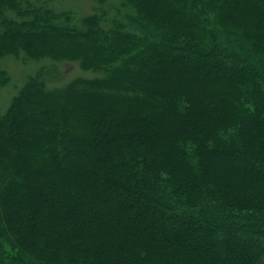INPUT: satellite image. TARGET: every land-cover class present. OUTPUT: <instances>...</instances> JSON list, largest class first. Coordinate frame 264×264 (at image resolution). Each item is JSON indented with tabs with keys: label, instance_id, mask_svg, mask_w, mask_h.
<instances>
[{
	"label": "trees",
	"instance_id": "1",
	"mask_svg": "<svg viewBox=\"0 0 264 264\" xmlns=\"http://www.w3.org/2000/svg\"><path fill=\"white\" fill-rule=\"evenodd\" d=\"M52 1L0 0V88L91 76L0 113V264H264V0Z\"/></svg>",
	"mask_w": 264,
	"mask_h": 264
},
{
	"label": "rangeland",
	"instance_id": "2",
	"mask_svg": "<svg viewBox=\"0 0 264 264\" xmlns=\"http://www.w3.org/2000/svg\"><path fill=\"white\" fill-rule=\"evenodd\" d=\"M51 1V0H50ZM98 0H53L54 7L59 10H69L77 13V16H84L89 13L101 10L98 6ZM123 0H110V3H119ZM134 11V8H132ZM66 23L63 20V23ZM4 66L8 70L11 77L9 82L0 88V113H3L10 106L13 97L19 92L21 87L26 83L28 77L40 69L41 65L46 66L44 78L49 88L62 86L70 80L77 77H90V72L84 70L77 61L64 60L55 62L50 58L46 59H30L26 53H22L20 57L6 56L4 58ZM58 74L55 76V74ZM232 241L237 240L234 235H227ZM223 245V244H222ZM246 244H239V250H246ZM245 248V249H244Z\"/></svg>",
	"mask_w": 264,
	"mask_h": 264
}]
</instances>
